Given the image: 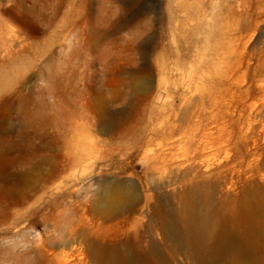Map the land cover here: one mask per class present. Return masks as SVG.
Masks as SVG:
<instances>
[{"label": "rangeland", "instance_id": "374dc122", "mask_svg": "<svg viewBox=\"0 0 264 264\" xmlns=\"http://www.w3.org/2000/svg\"><path fill=\"white\" fill-rule=\"evenodd\" d=\"M106 2L86 0L81 14V0H0V264H92V242L123 248L130 222L180 190L173 174L146 170L145 154L190 153V126L209 133L217 159L240 161L249 141L248 161L264 152V0H174V32L167 0H140L157 4L145 14L157 35L147 56L132 23L95 46ZM179 44L194 70L174 76ZM146 66L151 87L138 89ZM174 126L171 138L151 132ZM128 182L139 202L119 212Z\"/></svg>", "mask_w": 264, "mask_h": 264}, {"label": "bare ground", "instance_id": "6f19581e", "mask_svg": "<svg viewBox=\"0 0 264 264\" xmlns=\"http://www.w3.org/2000/svg\"><path fill=\"white\" fill-rule=\"evenodd\" d=\"M138 1L140 0H107L104 12L100 7L95 10L93 27L96 47L103 45L113 32L132 23L137 24V27L129 33L131 40L138 43L144 56L150 53L157 41L154 28L156 22L145 14L156 8L157 4H147L140 8L136 7ZM85 2L86 0H81V14L84 12L82 8ZM114 2L120 4L114 5ZM175 4L174 0H167L164 7L168 27L172 32L176 27ZM236 12L237 6L233 5L232 14L236 15ZM113 17H117L116 20ZM137 20L142 23L139 24ZM189 48V45H177L182 57L174 60V76L178 69L182 73L188 70L190 74V70H194L192 61L187 59ZM146 67L143 70L147 75L137 80L138 89L150 86L152 73L150 66ZM189 85V82L181 81L184 97ZM108 110L107 104L101 106L100 115L109 119ZM151 129V132L162 133L164 138H171L178 131L175 126L164 131L157 127ZM187 133L191 144L190 153L184 156L173 154L167 152L170 147L166 146L153 156L148 153V149L145 154V160L148 161L146 170L154 168L158 173L156 178L159 179L164 174L163 178L168 176L167 173L173 174V181L179 182L180 190H174L177 199L165 196L153 204V210L146 220L139 217L132 220L127 229L131 238H128L123 248L92 242L95 259L92 264H177V252L183 254L185 264H264V152L248 161L247 157L256 148V143L249 141L243 144L240 161L236 162L239 155L217 159L213 150L218 146L209 139L206 130L198 131L197 127L190 126ZM229 144L230 141L227 140L224 145ZM164 185L166 183L156 187L162 188ZM149 200L150 197L147 201ZM138 202V193L133 183L128 182L123 195L114 206L119 212L135 211Z\"/></svg>", "mask_w": 264, "mask_h": 264}]
</instances>
